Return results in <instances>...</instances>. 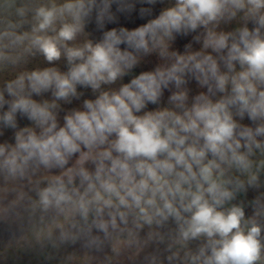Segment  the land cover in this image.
I'll list each match as a JSON object with an SVG mask.
<instances>
[{"label":"clouds","instance_id":"obj_1","mask_svg":"<svg viewBox=\"0 0 264 264\" xmlns=\"http://www.w3.org/2000/svg\"><path fill=\"white\" fill-rule=\"evenodd\" d=\"M0 264H264V0H0Z\"/></svg>","mask_w":264,"mask_h":264}]
</instances>
